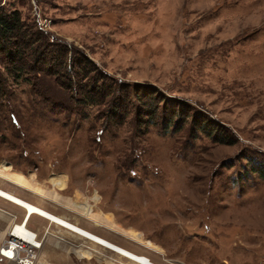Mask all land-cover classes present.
Masks as SVG:
<instances>
[{
	"label": "rangeland",
	"instance_id": "1",
	"mask_svg": "<svg viewBox=\"0 0 264 264\" xmlns=\"http://www.w3.org/2000/svg\"><path fill=\"white\" fill-rule=\"evenodd\" d=\"M0 2L83 52L98 67L89 82L102 71L134 104L87 103L77 69L63 78L73 75V90L2 70L0 187L158 264H264V0ZM135 89L159 91L189 118L166 128L161 105L149 120ZM194 113L228 143L198 131ZM24 214L0 198V245ZM29 225L45 238L43 264H134L38 216Z\"/></svg>",
	"mask_w": 264,
	"mask_h": 264
},
{
	"label": "trees",
	"instance_id": "2",
	"mask_svg": "<svg viewBox=\"0 0 264 264\" xmlns=\"http://www.w3.org/2000/svg\"><path fill=\"white\" fill-rule=\"evenodd\" d=\"M35 26L24 21L18 10L9 12L0 2V96L6 95L10 87L4 73L6 71L15 81L21 77L31 82L39 75L53 76L62 87L73 90L77 83H73V75H70L69 83L64 82L63 78L77 69L73 74L78 77V82L82 83L88 78L78 90L84 94L87 103L98 105L110 98L114 102V98H117L121 110H128L131 104L134 105L131 92L124 90L127 86L122 89L123 86L106 84L107 76L102 71H98L99 77L94 82H89L94 78L91 77V72L98 69L95 63L83 52L72 49L67 42L56 40L54 37L51 39L42 29L35 30ZM135 97L140 105L135 106L137 111L140 108L144 115L149 116V120L154 119L161 105L167 106L163 121L166 128L174 125L175 129H179L180 123L185 122L190 116V112L185 111L181 103L171 102L157 90L149 89L142 93L141 89H135ZM192 118L198 131L208 136L215 132L214 138L217 141L228 143L226 134L212 120H207L196 113Z\"/></svg>",
	"mask_w": 264,
	"mask_h": 264
},
{
	"label": "bare ground",
	"instance_id": "3",
	"mask_svg": "<svg viewBox=\"0 0 264 264\" xmlns=\"http://www.w3.org/2000/svg\"><path fill=\"white\" fill-rule=\"evenodd\" d=\"M15 180H16V182H19L20 184H25L23 178L20 176L16 177ZM38 191L41 192L40 190H38ZM0 198L9 201V203L11 202L14 206H17L24 211L25 214H24L21 222H23L24 219H26L27 220L25 222L26 227L29 226V222L33 216H38L40 218L48 220L51 223L59 225V227L61 226V227L65 228L66 230L77 234V236L78 235L82 236V237L94 242L95 244H97L99 246H103V248L105 247L107 249H110L111 251H114L117 254H119V256H123V257L128 258L129 261L134 262V264L135 263L136 264H158L157 262L153 261L148 256L143 255L142 257H140V256H138V253H136V252H134V251H132L126 247H123L122 245H119V244L116 245V243H114L116 246H114V247L108 246V245L104 244L103 242H101V239L99 238L98 234H95V233L91 232L90 230H88L84 227L75 228V227H73L71 222L63 223V221H61L58 218V216L55 215V213L50 212L49 210L45 209L44 207L39 206L35 203H32V202L22 198L21 196L16 195L15 193H13L9 190H6L2 187H0ZM13 221H14V219H13ZM13 226H14V224L11 226V228ZM16 229H18V226L15 227L14 234H15ZM48 233H49V231H48ZM43 241H45V239L42 240V244H41L42 247L44 245ZM87 251H85L84 255L87 253ZM88 253L91 254L89 251H88ZM38 263L43 264V263H41V261H38ZM110 264H113V262H111Z\"/></svg>",
	"mask_w": 264,
	"mask_h": 264
},
{
	"label": "built area",
	"instance_id": "4",
	"mask_svg": "<svg viewBox=\"0 0 264 264\" xmlns=\"http://www.w3.org/2000/svg\"><path fill=\"white\" fill-rule=\"evenodd\" d=\"M21 220L14 219V228L10 227L5 242L0 245V261L4 264H38L39 251L45 238L39 230L30 225L26 227V219ZM16 226L18 229L14 234Z\"/></svg>",
	"mask_w": 264,
	"mask_h": 264
},
{
	"label": "crops",
	"instance_id": "5",
	"mask_svg": "<svg viewBox=\"0 0 264 264\" xmlns=\"http://www.w3.org/2000/svg\"><path fill=\"white\" fill-rule=\"evenodd\" d=\"M22 177L23 179H24V183H27V184H29L28 183V181L27 180H25V178L23 177V175H17L16 177ZM55 177V176H54ZM53 180V183L55 184V185H57V186H59V187H64V185H65V183H64V180L63 179H61V178H58V177H55V178H53L52 179ZM37 190H40L39 188L37 189ZM41 191V190H40ZM42 192V191H41ZM94 199L97 201L98 199H99V196H98V194H95V196H94ZM31 202V201H30ZM33 203V202H32ZM78 209H81V210H83L84 211V214L85 215H87V216H89L92 212V205H89V204H85V205H75ZM17 207V206H16ZM19 208V207H18ZM21 209V208H20ZM46 209V208H45ZM48 210V209H47ZM50 211V210H49ZM54 213V212H53ZM56 214V213H55ZM58 215V214H57ZM59 216H63V215H59ZM64 218H66L67 220H69V221H71L69 218H67V217H65V216H63ZM71 222H73V221H71ZM74 223H76V222H74ZM76 224H78V223H76ZM79 225V224H78ZM81 226V225H80ZM81 227H83V226H81ZM85 228V227H84ZM86 229H88V228H86ZM88 230H90V229H88ZM91 232H93V233H95V234H97L96 232H94V231H92V230H90ZM99 235V234H98ZM110 240V239H109ZM114 242V241H113ZM84 253H85V251H84ZM85 256V255H84Z\"/></svg>",
	"mask_w": 264,
	"mask_h": 264
}]
</instances>
